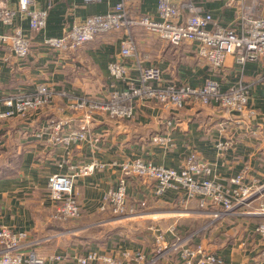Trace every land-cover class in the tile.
Returning a JSON list of instances; mask_svg holds the SVG:
<instances>
[{"label": "crops", "instance_id": "0c3cea01", "mask_svg": "<svg viewBox=\"0 0 264 264\" xmlns=\"http://www.w3.org/2000/svg\"><path fill=\"white\" fill-rule=\"evenodd\" d=\"M5 1L9 7H17L18 0ZM45 1L35 0L34 8H43ZM119 1L86 3L83 0H52L46 27L40 33L31 32L28 18L17 13L14 26L29 38V55L18 60L0 47V98L4 95L32 94L40 86L51 88L57 95L53 106L29 114L26 119L0 121V167L7 155L15 153L20 157L17 173L0 178V227L26 233L27 242L35 244L33 249L47 260V264H77L75 258L83 257L89 251L109 256L120 264H135L124 260L122 254H150L152 235L149 227L146 232L142 231L145 221L163 231L168 240L173 238L170 227H174L181 237L194 234L193 245L201 243L221 257L224 264H263L261 252L264 240L254 233L257 220L238 217L214 223L210 229L200 231L209 221L194 213L195 202H191L185 211L174 194L154 197L153 186L139 179L128 184V203L129 206H136L138 201H146L144 216L112 218L108 212H101L103 197L115 187L119 176L118 170L111 167L75 180L74 191L82 215L79 221L84 220L86 224L56 223L51 219L55 207L47 197L46 185L51 175L68 171L57 166L67 152L69 163L73 166L90 163L93 159L110 164L138 158L174 169L179 168L193 152L211 166L210 178L215 182L228 184L229 178L246 170L250 179L256 178L264 183V101L260 97L264 87V60L249 63L241 71L228 58L221 71L212 72L224 90L240 77L252 85L250 104L256 116L247 120L239 122L211 107L168 111L146 103L137 109L134 120L130 122H115L96 114L90 130L92 137L98 139L94 143L95 148L87 143L71 147L50 146L46 137L38 139L34 136L51 119H64L76 125L79 116L66 109V101L59 99V93L105 99L114 91L126 89L124 83L109 78L107 67L111 62L123 63L132 79L137 77L139 67L156 65L163 73L164 85L199 86L210 77L211 69L203 60L196 58L195 46L190 43L172 46L149 38L138 27L130 30L135 52L127 57H123L121 51L122 43L127 39L123 31L98 35L76 53H55L44 45L48 38H60L73 24L89 16L110 12ZM133 1L129 14H155L158 0ZM197 2L225 27L236 25L245 13L264 18V0ZM7 30L0 24V34ZM169 122L170 130L166 127ZM159 133L170 137L171 144L166 147L152 144L151 137ZM229 137V149L218 151V143L228 141ZM159 203L162 204L159 206ZM164 205L170 206V209L156 211ZM195 215L200 221L187 219ZM184 218L192 221L180 224V219ZM129 220L138 222L132 228L134 233L142 229L131 236L134 242L123 234L130 228L121 223ZM104 227L106 229H101ZM90 233L94 240L82 239ZM57 255L62 256L61 263L49 261L50 257ZM159 264L181 263L172 256Z\"/></svg>", "mask_w": 264, "mask_h": 264}, {"label": "built area", "instance_id": "2783aa9c", "mask_svg": "<svg viewBox=\"0 0 264 264\" xmlns=\"http://www.w3.org/2000/svg\"><path fill=\"white\" fill-rule=\"evenodd\" d=\"M83 1L94 3L100 0ZM34 2L18 0L17 7L13 8L8 6L7 1L0 0V24L8 29L0 34V47L18 60L28 57L30 43L29 38L14 26L17 13L28 18L31 32L40 33L46 27L53 5L52 0H46L45 6L38 9L34 8ZM133 2L120 0L110 12L89 16L70 26L60 38H48L44 45L55 53H76L98 35L123 31L127 39L122 43L121 51L122 56L127 57L135 52L130 30L138 27L151 39L176 47L185 43L195 46L196 58L203 60L211 69L210 77L199 86L176 83L164 85L163 73L156 65L139 67L137 77L132 79L123 63L111 62L107 67L109 78L124 83L126 89L114 91L105 99L59 93V99L66 101V109L79 116L76 125L64 119H51L35 132L36 138L46 137V143L50 146L71 147L87 143L95 148L94 143L98 139L92 137L90 130L96 114L115 122L133 121L137 109L146 103H153L168 111L211 107L239 122L256 116L250 104L251 84L240 77L224 90L213 74L221 71L228 58L241 71L249 63L264 60V18L245 13L236 25L225 27L205 12L197 0H158L154 15L140 16L129 14ZM56 95L47 86L38 87L32 94L4 95L0 98V121L27 117L47 109L53 106ZM260 97L264 101V87ZM166 127L170 130L171 123H167ZM229 139L219 142L217 150L227 151L231 144ZM150 142L166 147L171 144V138L159 133L153 135ZM68 154L57 164L59 168L65 167L68 171L51 175L46 185L47 197L55 207L51 219L56 223H71L81 219V207L74 191L75 180L90 177L97 171L111 167L118 170L119 176L115 187L104 195L100 211L108 212L112 218H132L146 214V201H138L136 206H129L128 203V184L139 179L153 186L154 197L174 194L179 206L185 208V211L191 202H195L194 213L209 221L200 231L210 229L214 223L251 217L257 220L254 233L264 240V183L256 178L250 179L246 170L229 178L228 184H223L211 180V166L193 152L176 169L138 158L110 164L93 159L90 163L73 166L69 163ZM137 208L142 210L138 211ZM148 230L153 245L150 254L123 253L124 260L135 264H159L175 256L181 264H224L221 257L201 243L193 245L194 234L181 237L174 227H170L173 238L168 240L157 227L151 226ZM27 237L26 233L0 227V264H47V260L33 249L35 244L27 242ZM261 256L264 264V250ZM75 260L77 264H120L95 251H89ZM49 261L61 263L63 258L60 255L52 256Z\"/></svg>", "mask_w": 264, "mask_h": 264}, {"label": "rangeland", "instance_id": "374dc122", "mask_svg": "<svg viewBox=\"0 0 264 264\" xmlns=\"http://www.w3.org/2000/svg\"><path fill=\"white\" fill-rule=\"evenodd\" d=\"M19 119H26V117H23V118H19ZM130 122V121H129ZM162 203H159L158 205L160 206ZM196 208V207H195ZM170 209V206H162L161 208H158L156 211L157 212H160V211H165V210H169ZM137 210L138 211H141L142 209L141 208H137ZM243 211V210H242ZM241 211V212H242ZM198 216H190V217H188L187 219H196V221H200V219H199V217L197 218ZM82 218V217H81ZM192 221V220H191ZM191 221H189V220H186L185 218L182 220V219H180V224H184V225H186V224H189V222H191ZM77 222V223H76ZM76 222H71V224H73V223H76L78 226H80V225H82V224H86V222L84 221V220H81V221H79V220H77ZM89 222V221H88ZM67 223H69V222H67ZM135 223H138V222H136L135 220H129V222H124V223H121V224H126L127 226H128V228H130V229H128V230H125L124 231V235H126L128 238L127 239H131V240H133V242H134V239L131 237V236H133V235H135L136 233H140V231L142 230V229H139L136 233H134L135 231L132 229V228H135ZM150 222H146L145 221V223L144 224H142V228H144L142 231H147V229H148V227H151L150 226V224H149ZM228 224H230V222H227ZM138 225V224H137ZM107 228H109V227H107ZM101 229H106L105 227L104 228H101ZM117 229H119V228H116V230Z\"/></svg>", "mask_w": 264, "mask_h": 264}, {"label": "trees", "instance_id": "16d2710c", "mask_svg": "<svg viewBox=\"0 0 264 264\" xmlns=\"http://www.w3.org/2000/svg\"><path fill=\"white\" fill-rule=\"evenodd\" d=\"M19 159L20 157L18 155H15V153H13L12 155H7L5 158V163L3 164V166L0 167V178H6L9 176H13L17 173L18 170V163H19ZM83 240L86 241H91L94 240L92 234L90 233V235L86 234L82 237ZM97 242V241H95Z\"/></svg>", "mask_w": 264, "mask_h": 264}]
</instances>
